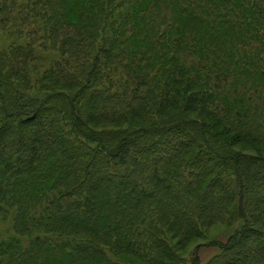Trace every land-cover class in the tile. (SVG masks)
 I'll list each match as a JSON object with an SVG mask.
<instances>
[{"label":"trees","instance_id":"16d2710c","mask_svg":"<svg viewBox=\"0 0 264 264\" xmlns=\"http://www.w3.org/2000/svg\"><path fill=\"white\" fill-rule=\"evenodd\" d=\"M16 1L0 14L27 21L30 39L11 77L0 69V217L15 235H0V264H179L234 203L244 226L213 242L211 264H264V156L226 147L264 148V0ZM37 49L59 55L46 77L74 75L89 122L119 139H97L72 100L80 147L47 131L40 112L59 95L13 119L9 81L40 72Z\"/></svg>","mask_w":264,"mask_h":264},{"label":"rangeland","instance_id":"374dc122","mask_svg":"<svg viewBox=\"0 0 264 264\" xmlns=\"http://www.w3.org/2000/svg\"><path fill=\"white\" fill-rule=\"evenodd\" d=\"M10 1L11 2L8 4L12 6L14 3L20 6L22 3H25L22 1L17 2L16 0ZM6 10V12L0 14V69L8 70H4V76L10 78L11 76L9 70L13 71L12 65L14 63V61H10L13 55L12 51L16 48L26 47L29 44L30 37L28 32L30 24L27 21L23 23L21 21V17L17 14L9 15L10 12L7 7ZM2 19H6L5 22L1 23ZM31 20H33L34 23V30L38 32L39 36L43 37L45 35V29H43L44 22L42 17H33ZM36 53H38L40 58V61L36 63L40 72L31 75L28 78L29 80L27 79L23 81L17 78L21 76H14L9 81L10 83H15L13 93L19 96L16 98V102L19 106L17 108H13L11 111L15 112L16 109H19V112L23 113H16L13 119L19 123L27 118H30L31 113H33L36 108L43 105L48 97L51 95H59V97L52 100L40 112L45 118L43 124L46 126L45 129L47 131H51L55 134H59V132L63 131L65 133L64 139L70 146L74 148L80 147L74 139L75 137L73 136L71 128L74 116L69 115V111L67 110V107L71 106V102L69 100H72L80 110L77 117L81 118L85 124H87L89 129L94 132L97 139H100L102 142L108 140L109 138L115 140L119 139V131L115 127H97L95 124L93 125V123L89 122L88 117L90 108L89 105L87 106L86 104L92 95L83 93L86 88L85 85L75 89L66 86L72 84L71 78L74 75H70L60 81H54L46 77L47 72L45 71L51 67L53 60L59 58V55L53 52L44 53L41 49H37ZM1 78L3 77L1 76ZM79 95L80 97H78ZM1 101L3 102V100ZM186 134L193 137L191 133H184L182 139L183 142L187 141V136H185ZM81 142L83 143L82 140ZM156 142H159V140ZM226 147H233V150L236 153L261 157L264 156V148H257L258 146L254 145H226ZM236 212L237 216L235 215ZM228 214L229 215L225 216V222L217 223L208 229L203 230V234H201L200 238H195V240L189 244L182 253H180L181 258L178 260L180 261L179 264H193L195 256L200 258V264H211L216 257L220 256L221 252L217 246H214V243L217 245L227 244L232 235L244 226V222L242 220L240 221L238 218L236 203L228 209ZM0 235L4 243H12L11 240L14 239L15 236L12 230L11 221L7 219L4 220L2 217H0ZM24 240L26 241V239ZM177 243L178 240L171 242V245L176 249ZM114 258L120 261L123 260L124 264H144L140 260L134 259L131 256Z\"/></svg>","mask_w":264,"mask_h":264}]
</instances>
